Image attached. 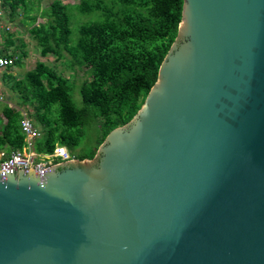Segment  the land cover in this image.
Returning a JSON list of instances; mask_svg holds the SVG:
<instances>
[{
  "label": "water",
  "instance_id": "water-1",
  "mask_svg": "<svg viewBox=\"0 0 264 264\" xmlns=\"http://www.w3.org/2000/svg\"><path fill=\"white\" fill-rule=\"evenodd\" d=\"M0 264H264V0H183L92 160L0 175Z\"/></svg>",
  "mask_w": 264,
  "mask_h": 264
},
{
  "label": "trees",
  "instance_id": "trees-1",
  "mask_svg": "<svg viewBox=\"0 0 264 264\" xmlns=\"http://www.w3.org/2000/svg\"><path fill=\"white\" fill-rule=\"evenodd\" d=\"M38 1L1 0V8L8 10L9 23L23 12L21 21L41 57L52 55L57 62L67 57L68 70L84 67L89 72L90 79L79 87L83 107L73 103L70 78L44 62L14 77L10 69L20 66L26 53L24 43L20 40L17 46L13 34L5 32L0 55L16 60L3 71L1 81L16 96V106H0V152L9 155L25 145L20 129L24 112L40 133L35 153L51 154L63 146L76 160H92L106 136L136 115L156 83L177 35L183 0H80L72 7L91 21L79 26L73 44L69 5L54 0L40 12ZM89 120L99 129L94 147L76 152Z\"/></svg>",
  "mask_w": 264,
  "mask_h": 264
},
{
  "label": "rangeland",
  "instance_id": "rangeland-1",
  "mask_svg": "<svg viewBox=\"0 0 264 264\" xmlns=\"http://www.w3.org/2000/svg\"><path fill=\"white\" fill-rule=\"evenodd\" d=\"M29 1L35 3V1L37 0H29ZM52 1L54 0H39L38 1L39 11L40 12L44 11ZM60 1L63 4L69 5L67 7V13L70 18V30H71L70 38H71V44H73L76 42L78 38L79 26L83 23H88L89 21H91V18L89 16L80 14L75 9V7H72L77 5L80 2V0H60ZM0 10H2L3 12L4 23L6 25H9L10 27L9 31L10 33L13 34L14 36L13 39L16 45L19 46L20 45L19 41L21 40L22 43H24V47L22 50L26 53V57L21 60V65L11 67L10 73L18 79L21 78L27 71L32 70L36 62L39 61L44 62L49 67L54 68L56 72L60 73L63 77L70 78L69 79L70 82H73L74 85L71 92L73 103L77 108H82L83 103L81 101V97L79 94V87L83 81L90 79L89 72L84 67L81 68L75 67L74 70L72 71L68 70L66 68V62H65L66 59H68L67 57H65V59L59 62L55 61L52 55H48L45 58L41 57L39 54V49L35 44V41H33L28 35L27 32L28 27L24 25L21 21L23 18L22 15L23 12L19 11V15L17 16V19H15L14 23H9L8 10L7 9L3 10L1 7ZM44 21H45L44 19H38L37 23H43ZM0 46L2 48L3 44H0ZM0 92H1V96H0L1 100H6L7 98H9L10 99L9 101L13 102L11 100H15L16 98V96L9 91L8 86L4 84L1 80H0ZM3 95H5V97ZM1 100H0V106L4 104L3 101ZM98 134H99L98 124L93 123L91 120H89L88 126L83 128V136L81 137V141L78 147L75 149V151L86 152L92 149L94 147Z\"/></svg>",
  "mask_w": 264,
  "mask_h": 264
},
{
  "label": "built area",
  "instance_id": "built-area-1",
  "mask_svg": "<svg viewBox=\"0 0 264 264\" xmlns=\"http://www.w3.org/2000/svg\"><path fill=\"white\" fill-rule=\"evenodd\" d=\"M9 30L10 27L4 23L3 12L0 10V44L4 41V33L10 32ZM15 60V57L0 55V73L11 66ZM20 129L25 145L20 150L12 151L9 155H5L3 152L0 154V175H17L19 171L43 174L53 166L75 160L63 146H57L51 154L35 153L33 151L34 143L40 136L38 129L26 117L21 120Z\"/></svg>",
  "mask_w": 264,
  "mask_h": 264
},
{
  "label": "crops",
  "instance_id": "crops-1",
  "mask_svg": "<svg viewBox=\"0 0 264 264\" xmlns=\"http://www.w3.org/2000/svg\"><path fill=\"white\" fill-rule=\"evenodd\" d=\"M6 19V18H5ZM4 42V41H3ZM3 44V43H2ZM2 48H1V46H0V50H1ZM1 73H3V72H1ZM0 73V74H1ZM0 78H1V76H0ZM1 80V79H0ZM7 86H8V84H6ZM6 95V94H5ZM5 95H3L4 97H5ZM0 96H1V92H0ZM10 99L9 98H7L6 100H1V101H3V103L4 104H7L9 107H15L16 105H15V101L14 100H11V101H13V102H10L9 101ZM22 116H23V118L24 117H26V114L24 113V112H22ZM1 118H2V116H1ZM35 126V125H34ZM36 127V126H35ZM37 128V127H36ZM38 129V128H37ZM39 131V130H38ZM33 151H34V149H33ZM2 152H0V154H1Z\"/></svg>",
  "mask_w": 264,
  "mask_h": 264
},
{
  "label": "bare ground",
  "instance_id": "bare-ground-1",
  "mask_svg": "<svg viewBox=\"0 0 264 264\" xmlns=\"http://www.w3.org/2000/svg\"><path fill=\"white\" fill-rule=\"evenodd\" d=\"M0 7H1V1H0Z\"/></svg>",
  "mask_w": 264,
  "mask_h": 264
}]
</instances>
